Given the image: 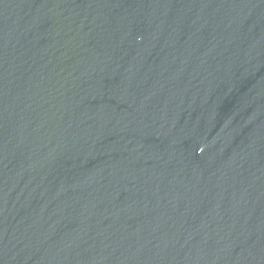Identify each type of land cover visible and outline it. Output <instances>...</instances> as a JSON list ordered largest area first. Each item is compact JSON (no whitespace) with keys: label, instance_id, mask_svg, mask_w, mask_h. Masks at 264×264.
I'll return each instance as SVG.
<instances>
[{"label":"water","instance_id":"95a60500","mask_svg":"<svg viewBox=\"0 0 264 264\" xmlns=\"http://www.w3.org/2000/svg\"><path fill=\"white\" fill-rule=\"evenodd\" d=\"M0 264H264V0H0Z\"/></svg>","mask_w":264,"mask_h":264}]
</instances>
